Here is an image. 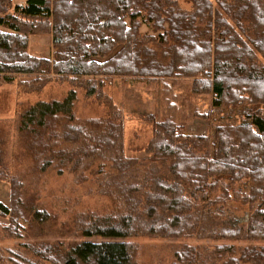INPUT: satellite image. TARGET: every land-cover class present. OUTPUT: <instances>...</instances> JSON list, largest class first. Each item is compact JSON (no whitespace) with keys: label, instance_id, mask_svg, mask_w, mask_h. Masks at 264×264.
Listing matches in <instances>:
<instances>
[{"label":"trees","instance_id":"obj_1","mask_svg":"<svg viewBox=\"0 0 264 264\" xmlns=\"http://www.w3.org/2000/svg\"><path fill=\"white\" fill-rule=\"evenodd\" d=\"M188 1L190 11L176 9L174 0H25L23 6L0 0V26L8 30L0 29V82L20 75L89 76L99 86L113 76L190 78L193 94L211 93L213 108L227 107L241 116L238 124L217 125L213 139L185 134L170 117L153 122L145 150L154 161L167 164L168 178L153 183L143 199L131 197L133 205L121 220L84 230L86 236L111 240L81 241L67 252L63 264H138L131 243L120 239L139 234L181 236L190 225L192 207L182 195L185 187L192 197L202 199L221 189L219 200L224 201L231 188L247 180L249 190L236 193L234 200L252 204L264 196V65L256 57L264 56V0ZM142 13L156 34L139 35ZM243 22L251 27V46L236 30L243 31ZM39 23L51 24L52 59L27 52V36L42 32ZM95 91L94 86L86 89L87 95ZM74 96L71 90L61 101H40L22 114V130L34 128L38 147L48 146L44 144L49 134L58 138L53 119H73ZM63 130L65 140V125ZM93 141L96 146L97 139ZM60 153L65 166L71 158L66 150ZM136 190L135 186L132 193ZM0 212H7L1 204ZM224 231L264 240V226L257 222ZM188 251L187 260L194 261L196 253ZM257 256L264 255H249ZM222 264L236 261L230 258Z\"/></svg>","mask_w":264,"mask_h":264},{"label":"rangeland","instance_id":"obj_2","mask_svg":"<svg viewBox=\"0 0 264 264\" xmlns=\"http://www.w3.org/2000/svg\"><path fill=\"white\" fill-rule=\"evenodd\" d=\"M21 2L25 0H12L13 5ZM174 2L178 10L192 9L188 0ZM139 19L140 36L156 34L143 13ZM243 25V31L236 30L251 46V27L246 22ZM50 27L39 23L42 32L27 36L31 56L53 58ZM0 29L8 31L3 26ZM161 57L158 50L156 59ZM256 57L264 65V56ZM96 81L89 76L34 79L20 75L12 82H0V204L7 211L0 212V264H63L67 252L81 241L111 240L86 236L84 230L121 220L133 205L131 197L141 195L143 199L153 183L168 178L167 164L154 161L145 150L153 122L170 117L185 134L213 139L217 125L241 120L237 110L213 108L211 93L193 94L190 78L113 76L103 86ZM91 86L95 94L87 95ZM71 90L75 95L73 119H53L58 138L49 134L44 144L48 146L38 147L33 141L34 128L22 130V114L37 102L61 101ZM60 150L68 151L71 158L65 166L60 164ZM89 151L94 153L88 155ZM250 185L247 180L237 183L224 201L219 200L221 189L202 199L192 197L185 187L182 195L192 207L190 225L181 236L139 234L120 240L131 243L133 261L138 264H222L230 258L236 264H264V256L249 257L255 252L264 255V240L224 231L252 222L264 226V196L252 204L233 199L236 193H246ZM135 186L138 190L132 193ZM187 249L196 253L194 261L187 260ZM178 251L181 259H177Z\"/></svg>","mask_w":264,"mask_h":264},{"label":"crops","instance_id":"obj_3","mask_svg":"<svg viewBox=\"0 0 264 264\" xmlns=\"http://www.w3.org/2000/svg\"><path fill=\"white\" fill-rule=\"evenodd\" d=\"M25 3V2H24ZM24 3L22 4V2L21 3H19L18 5H21V6H23L24 5Z\"/></svg>","mask_w":264,"mask_h":264}]
</instances>
